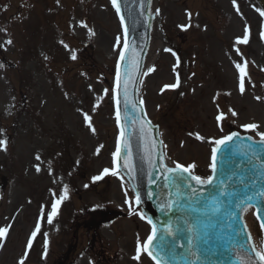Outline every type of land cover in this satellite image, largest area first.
<instances>
[{
    "label": "rangeland",
    "instance_id": "obj_1",
    "mask_svg": "<svg viewBox=\"0 0 264 264\" xmlns=\"http://www.w3.org/2000/svg\"><path fill=\"white\" fill-rule=\"evenodd\" d=\"M261 11L257 0H156L158 52L140 99L169 161L194 164L197 176L208 175L211 148L230 129L264 133ZM246 28L248 42L236 43ZM121 45L111 0H0V228L8 229L0 264H154L144 252L134 259L151 228L111 174ZM238 63L246 65L243 92ZM250 123L258 128L242 127ZM65 186L68 198L48 223ZM100 207L122 215L89 227ZM253 231L262 247L255 221Z\"/></svg>",
    "mask_w": 264,
    "mask_h": 264
},
{
    "label": "water",
    "instance_id": "obj_2",
    "mask_svg": "<svg viewBox=\"0 0 264 264\" xmlns=\"http://www.w3.org/2000/svg\"><path fill=\"white\" fill-rule=\"evenodd\" d=\"M118 3L119 19L124 17L120 53L125 52V59L120 60L119 54L113 102L115 114L117 110L120 114L119 134L123 128L129 146L125 148L121 144L116 167L134 196L140 193L141 203H134L151 220L152 230L155 226L150 242L155 261L159 264H242L251 258L249 264H260L250 247L255 242L249 216L257 220L264 235L262 221L256 215L260 209L259 215L264 217V141L234 130L228 135L236 132L238 136L231 142L214 145L217 159L215 170L210 169L209 176L214 177L211 185L197 184L181 170L168 171L176 166L167 162L159 125L146 117L139 100L148 57L156 45V3L155 0H118ZM260 3L264 8V1ZM118 63L119 89L116 88ZM125 80L128 81L127 101ZM125 157H128L127 168ZM249 204L251 207L244 211Z\"/></svg>",
    "mask_w": 264,
    "mask_h": 264
},
{
    "label": "snow or ice",
    "instance_id": "obj_3",
    "mask_svg": "<svg viewBox=\"0 0 264 264\" xmlns=\"http://www.w3.org/2000/svg\"><path fill=\"white\" fill-rule=\"evenodd\" d=\"M233 3L235 4L236 3V0H233ZM112 4L116 8V12L119 14L121 12V9H120L118 0H112ZM157 11H159V10H157ZM237 11H239L238 7H237ZM260 14L262 16H264V11H261ZM120 19H121V23H123L124 22V17L121 16ZM84 26L87 27V25H84ZM262 36H264V33H262ZM248 39H249V37H248V30L246 28L245 29L244 36L242 38L237 37L236 43H238V44H246L248 42ZM10 42L11 41H9V43ZM117 43H119V37L117 38ZM125 46H127V45H125ZM168 51H171V49H168ZM237 51H239V49H237ZM72 58L75 59L76 58L75 55H73ZM124 59H125V52L124 51H121V53H120V60H124ZM132 63L133 64L136 63L135 59L132 60ZM119 67H120V65L118 63L117 64V75H116V88L117 89H119L120 86H121V75H120ZM236 68L239 69V71L241 73L240 74V81H239V89H240L241 92H243L245 90V76H246L245 68H246V65L242 66L241 64L238 63V64H236ZM150 71H151V69H150ZM127 84H128V81L125 80L124 81V95H125V100L126 101H127ZM177 84H178V81H177ZM177 84L165 85V87L166 88H168V87L175 88V87H177ZM117 104H119V100H117ZM231 114L233 116L236 115V113L234 111H231ZM116 118H117V123L119 124V122H120L119 110H117ZM223 118H224V113H220V115L217 116V120L218 121L219 120H222ZM84 119H85L86 122H88L89 127H91V118H90V116L87 113L84 114ZM242 127H244L245 129H253V130H255V129L258 128V125L255 124V123H250V124H245ZM92 131L94 132L95 129L92 128ZM259 135L261 136L262 141H264V133H259ZM236 136H238V133H236V132H233L230 135H225L221 139L215 140V145H217V146L225 145L226 143L231 142L233 140V138L236 137ZM198 138H200V137H198ZM122 143H123V146L125 148H127L129 146L128 140L125 139V130L123 128L121 129L120 134H119V136L117 138L116 151L113 153V158H114L113 162H114V164L117 162V159H118V157L121 154V144ZM5 144H6V141L0 140V146H3ZM36 159L37 160L40 159L39 155H37ZM216 159H217V147H213V149H212V163L210 164V168H212L213 170H215V168H216ZM128 166H129L128 165V157H125L124 167L127 168ZM194 167H195L194 164H190L187 167H185L182 164L176 163V167L173 168V169H168V171H170V172H176L177 170H181L184 173H188V175L190 176L191 180L196 181L197 184H201V185L208 184V185H211L213 183L214 177L211 176V175L208 176L206 179L201 178L200 176L192 175L189 170L190 169H193ZM37 170L39 171V167L38 166H37ZM108 173H109V169L105 168L103 170L102 175H106ZM111 174L112 175H118V173H117V171H116L115 168H113L111 170ZM100 178H101V176H96V177H93V180H99ZM86 187H87V185H86ZM67 198H68V195H67V186H65L64 194L61 195L59 197V199H57L55 201V203H53V205H52V211L47 216V222L48 223H52L53 218L58 214V206H59V204L63 200H65ZM133 199H134V202L137 205H139L141 203V195H140V193L139 192H136V194H135V196H134ZM126 202H128V201H126ZM248 207H251V205L249 204L247 207H245L244 211H247L248 210ZM259 213H260V209H257L256 210L257 219H260L262 221V225L261 226H262V228H264V217L260 216ZM130 214H131V207H130ZM148 222L151 224V220H149ZM7 231H8L7 228H0V238H3L5 236V234L7 233ZM39 231H40V225L38 223L36 225V229L31 234V238H29V240L27 241V248L30 249L32 247L33 238L37 235V233ZM46 235L47 234L45 233V236ZM154 235H155V226H153V234L148 237L147 242H145L142 246L138 242L137 249H136L137 255L134 257V259L139 260L141 253L142 252H146L153 260H156V256L150 250V242L153 240V236ZM248 240L249 241L252 240L251 234H248ZM250 247H251V251L258 258L260 264H264V248H259L258 249L255 245H250ZM46 251H47V240H45V254H46ZM250 259L251 258H249L248 260L242 261V264H249ZM18 264H24V259L22 258L18 262ZM157 264H159V261L158 260H157Z\"/></svg>",
    "mask_w": 264,
    "mask_h": 264
},
{
    "label": "trees",
    "instance_id": "obj_4",
    "mask_svg": "<svg viewBox=\"0 0 264 264\" xmlns=\"http://www.w3.org/2000/svg\"><path fill=\"white\" fill-rule=\"evenodd\" d=\"M99 215H101L98 219H96V217H92L90 222L88 221L87 224L89 225V227H94V229L96 228V226L103 224V223H108L114 219H116L118 216L117 215H122L120 212H109V210L100 208L97 209Z\"/></svg>",
    "mask_w": 264,
    "mask_h": 264
},
{
    "label": "bare ground",
    "instance_id": "obj_5",
    "mask_svg": "<svg viewBox=\"0 0 264 264\" xmlns=\"http://www.w3.org/2000/svg\"><path fill=\"white\" fill-rule=\"evenodd\" d=\"M156 38H157V35H156ZM156 51H158V46L155 45L154 48H153V50H152V52H151V54H150L149 57H148V61H149V63L147 62L148 65H149L151 62L155 61ZM249 222H250L251 224H253V223H254L253 218H250Z\"/></svg>",
    "mask_w": 264,
    "mask_h": 264
}]
</instances>
